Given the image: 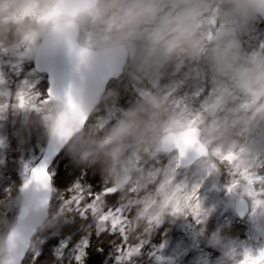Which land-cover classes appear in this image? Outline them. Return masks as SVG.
<instances>
[{"label":"clouds","instance_id":"9594fccd","mask_svg":"<svg viewBox=\"0 0 264 264\" xmlns=\"http://www.w3.org/2000/svg\"><path fill=\"white\" fill-rule=\"evenodd\" d=\"M260 20L264 0H0V53L35 58L65 49L82 74L115 61L136 81L159 80L173 69H186L170 84L144 92L103 127L92 118L106 104L115 111L118 95L104 86L86 101L72 93L70 102L55 92L41 110L22 109L25 130L38 126L77 166L98 168L104 184L121 194L125 207L131 205L130 237L147 243L145 237L165 220L193 218L184 197L195 185L179 179L178 170L186 163L205 177L226 172V187L239 181L228 193L243 209L264 216V203L255 205L242 175H264V52L249 55L243 41V34ZM142 37L144 45L138 50ZM195 77L206 79L215 90L201 110L181 95ZM10 99L3 79L0 107ZM230 153L239 158L229 161ZM169 157L174 166L163 163ZM252 187L264 192V183ZM63 196L54 184L51 191L35 183L19 189L11 203L22 214L0 215V264H23L37 250L41 233L75 221L73 206L56 203ZM255 199L264 200V195ZM177 203L184 210L173 214ZM200 203L204 213L195 238L217 245L220 237L207 235L209 213ZM9 204L0 201L2 207ZM251 256L255 264H264L260 252ZM244 260L245 255L228 248L219 264Z\"/></svg>","mask_w":264,"mask_h":264},{"label":"rangeland","instance_id":"374dc122","mask_svg":"<svg viewBox=\"0 0 264 264\" xmlns=\"http://www.w3.org/2000/svg\"><path fill=\"white\" fill-rule=\"evenodd\" d=\"M243 41L246 43L249 55L264 52V25H260L259 21L254 22L251 28L243 34ZM143 45L144 38L142 37L137 42V49H142ZM185 70L186 69L181 66L179 71L173 69L166 76L159 80H153L152 82L136 81L124 72L123 77L120 80L113 81L107 89L118 93L116 96L115 110L128 108L132 103L142 98L144 92L170 84L173 79L179 77L181 71ZM0 77L4 79L5 86L10 90L13 97V99L8 101L9 107H6V109L0 113L1 121L10 122L8 131L12 138L10 145V147H12L9 152L13 155L16 154L17 151L15 147L18 143L19 146H21L23 144L28 145L30 141H42L45 146L48 139L45 138L44 133L38 126H33L26 130L24 129L22 122L24 117L22 116L20 108L14 106V97L19 91L26 90L29 87H31L33 91L44 95L48 88L47 77L35 73L33 58H28L22 53L17 55L0 53ZM192 79V86L184 88L181 95L190 97L193 101L192 103H194L199 101L207 91L209 97L203 99L202 103L204 105L210 103L215 96V90L204 78L195 77ZM112 110L114 109L111 104L104 105L101 111L92 118L93 122L97 126L104 122L114 123L113 121L108 122V113ZM29 152L30 151H28V153ZM35 156L36 153L33 151L27 160H33ZM58 170L62 171V177L57 183L56 188L62 192L72 188L76 182H80L88 188V190H91L95 184L92 177L93 172L96 171L98 176L101 175L98 168L77 166L66 151L61 154L51 171L57 174ZM87 174L88 176H86ZM194 174L195 173H187L184 177L189 179ZM85 177L89 179L86 180ZM227 179L228 175L226 173V182ZM199 181L200 187L198 195L203 202L205 210L209 213L207 220V235L219 236L220 243L213 246L208 244L206 240L200 239L204 245L211 249L210 255L199 252L193 256L194 252L188 241L190 238H184L181 236V233L185 232L183 227L185 229L186 226L191 229L193 233H196L202 225L197 223L195 218H189L187 221L177 220V225L174 226L170 223L167 231L164 232L167 236V246L172 245L171 251L167 247L163 248V246H161L146 259H142L139 264H219V259L222 257V253L225 249L234 248L239 252L240 256L243 257L245 254L241 252L240 247L241 244L245 242L244 240L247 237H259L261 234V242H259V239H248L247 242L251 246H258L256 248V253L264 250V216L253 214L252 211L250 213L249 209L248 213L252 216L245 220V223L233 222L234 220L232 219L237 215L234 209L236 200L227 190H221L216 175L211 176L205 186L203 185L204 179L200 178ZM1 195L2 193L0 192V201H2ZM1 208L2 206H0V210ZM245 248H247L246 245ZM248 250L251 249L248 247Z\"/></svg>","mask_w":264,"mask_h":264},{"label":"trees","instance_id":"16d2710c","mask_svg":"<svg viewBox=\"0 0 264 264\" xmlns=\"http://www.w3.org/2000/svg\"><path fill=\"white\" fill-rule=\"evenodd\" d=\"M170 7L171 6H167L165 10H168V8ZM259 23L260 25H264V23H262L261 21H259ZM147 81L152 82L153 80H143V82ZM187 87L188 85H184V88ZM42 96L46 97V93ZM208 97L209 94L206 91L199 101L191 104V107L194 110H201L205 106L202 103V100ZM6 105L7 107H9V102H7ZM20 110L22 111V116L24 117V111L22 109ZM120 115V110L110 111L108 113V122H115V120ZM9 127L10 122H3L0 120V142H2V144H0V192L2 193L1 200H8L10 202L8 207L1 208L0 215H6L9 218H12L17 217L19 207L14 203H11V201L14 200L15 195L25 182L26 168L33 167L37 163V161L41 158L45 146L44 142L42 141H30L28 145L23 144L21 146H19L18 143L15 147L17 152L13 155L11 152H9L12 147H10L12 138L8 131ZM28 151L30 152L28 153ZM33 151L36 153L35 158L33 160H27V158L31 156ZM163 163L165 165L174 166V162L171 160L170 157L164 158ZM178 171L179 179L190 180L191 183H193L194 185H199V179L202 178L204 179L203 185L205 186V184L208 183V179L211 177H205L199 174H194L189 179H187V177H184V175H186L187 173H194L192 172V170L183 171L179 169ZM261 173L264 174V169L261 170ZM55 176L56 187L57 183L62 177V171L58 170ZM86 176H88V174ZM92 177L95 184L93 189H91L90 191H102L104 186V180L102 176H98L96 171H94ZM216 177L218 178L217 182L221 187V190H227L225 186L227 183L225 180L226 172L222 174H217ZM85 179L87 180L89 178L85 177ZM63 193H65L66 195L69 194L68 189H66ZM110 197V200L106 199L107 204L111 205L114 203L116 206H120L121 204H123L120 193L110 195ZM250 213L245 218V220L249 219L252 216L250 215ZM232 220H234L233 222L237 221L238 223H242L245 221H242L237 215ZM95 223V219L92 217H89L87 220H85L77 215L74 222L63 224L54 229H49L41 233L40 242L38 243L37 250L28 254L24 264H79V262L74 261V256L78 254L77 245H79L84 239H87L89 241V246L86 249L85 257L83 258V264H119V249L122 243V238L119 237L118 234H113L109 231L98 232L95 228ZM170 223L175 226L177 225L178 221L165 220L153 232L150 237H145L147 239V243L143 245L140 254L134 256L130 261L126 262V264L141 263L142 259H146L161 246H163V248L167 247L171 251L172 245L167 246V236L166 234H164V232L167 231V228L169 227ZM88 224L93 225L90 230H88L86 227ZM183 230L185 232H182L181 236H183L184 238H190L188 241L190 242L192 251L194 252L193 256L199 252L205 253L206 255H210L211 249L204 245L202 243V240L195 238V232L193 233L191 229H189L187 226L185 227V229L183 227ZM261 237L262 234L259 237H247L244 240L245 242L241 244V252H243V254L254 252L253 254H255L256 248L258 246H251L247 242V240L259 239V242H261ZM136 242L138 241L132 240V243ZM245 245L247 246V248H245ZM248 247L251 250H248ZM58 251L61 252L63 255L58 257Z\"/></svg>","mask_w":264,"mask_h":264},{"label":"snow or ice","instance_id":"6c2138e0","mask_svg":"<svg viewBox=\"0 0 264 264\" xmlns=\"http://www.w3.org/2000/svg\"><path fill=\"white\" fill-rule=\"evenodd\" d=\"M214 23V21H213ZM209 39H212V35H209ZM83 51L81 55H83ZM0 82H3V78L0 77ZM55 91L49 90L47 96H42V94L35 92L31 87L26 90H21L16 94V106L20 109L31 108L33 110H41L44 105L48 104L51 99L54 98ZM69 101H72V92L69 91L67 94ZM223 100V95L217 99L216 104H220ZM7 105L0 107V113L6 109ZM215 107V105H213ZM103 127V124L100 125ZM2 144V142H0ZM244 150L241 149V152ZM237 154L230 153L226 159L229 161H235L238 159ZM50 157L45 158L35 167L26 168V179L23 184V187L27 188L29 185L35 183L43 188L45 191H51V187L55 185V174L51 171L49 167ZM54 166V163H53ZM264 167V164H262ZM243 177L247 180L249 187L246 189L248 194L254 198L255 205L259 206L264 203V200L255 199L259 195H264V192L258 193L253 190L252 185L256 183H264V175L253 176L247 171L244 172ZM239 185V181H234L232 184L228 185L227 191L231 193L234 188ZM200 185H195L192 189L190 195L184 197V207H187L191 210L193 218H195L197 223L202 222V214L204 209L200 203V197L198 195ZM69 194H65L62 197L61 201H57L58 206L63 207L64 205H71L74 207L76 214L87 220L89 217L95 219V228L98 232L109 231L113 234H118L122 238V243L120 246V256L118 258L119 264H126L134 256L140 254L141 249L145 242L137 240L138 242L132 243V238L129 235L127 224H128V215L131 205L125 207L123 204L116 206L114 203L109 205L106 203V199L110 200V194L118 193L115 188L106 186L104 184L102 191H90L80 182H76L72 188L68 189ZM45 204L48 201H44ZM106 204V206H105ZM102 209V214L101 210ZM184 209L179 203L173 206V214H178ZM243 214V213H242ZM254 214V213H253ZM159 222L158 218H155ZM89 246V241L84 239L79 245H77L78 254L74 256V261L83 264V258L86 255V249ZM58 257L63 254L58 251ZM260 259H264V250L260 251ZM242 264H255L251 253L245 254V260Z\"/></svg>","mask_w":264,"mask_h":264},{"label":"water","instance_id":"95a60500","mask_svg":"<svg viewBox=\"0 0 264 264\" xmlns=\"http://www.w3.org/2000/svg\"><path fill=\"white\" fill-rule=\"evenodd\" d=\"M261 21L264 22V20ZM33 68L38 75L47 77L48 89L46 95L50 89L65 95L71 91L84 101L90 99L92 92L97 87L104 86L108 89L110 83L120 80L124 75L122 65L115 61L106 64H96L86 75L82 74L77 64L71 59L69 52L65 49L54 54L43 53L33 58ZM63 151L53 141L48 140L41 158L33 167L37 166L45 158L50 157L49 167L52 168L53 163L55 164ZM190 168H192L191 164L186 163L180 169L189 170ZM234 209L242 220L247 217L249 212V209H243L237 202L234 204ZM22 212L23 210L19 208L17 218ZM28 254L24 258L23 264Z\"/></svg>","mask_w":264,"mask_h":264}]
</instances>
